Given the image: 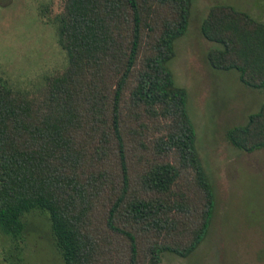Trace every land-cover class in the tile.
<instances>
[{"label": "trees", "instance_id": "obj_1", "mask_svg": "<svg viewBox=\"0 0 264 264\" xmlns=\"http://www.w3.org/2000/svg\"><path fill=\"white\" fill-rule=\"evenodd\" d=\"M192 0H63L65 69L37 94L0 77V229L50 214L65 264H161L208 235L215 190L197 147L188 91L169 67ZM201 33L210 66L264 92V22L212 5ZM228 139L264 147V102ZM22 261V258H19Z\"/></svg>", "mask_w": 264, "mask_h": 264}, {"label": "rangeland", "instance_id": "obj_2", "mask_svg": "<svg viewBox=\"0 0 264 264\" xmlns=\"http://www.w3.org/2000/svg\"><path fill=\"white\" fill-rule=\"evenodd\" d=\"M215 4H230L264 22V0H192L189 26L175 41L169 61L178 86L188 91L197 147L215 190L216 207L207 237L188 257L165 252L161 264H264V147L237 148L227 137L264 102V92L245 86L236 70L210 66L218 43L201 33ZM63 0H0V77L14 90L37 94L47 76L68 65L58 42ZM46 211L26 216L28 229L15 241L0 229V264H65ZM22 261H19V258Z\"/></svg>", "mask_w": 264, "mask_h": 264}]
</instances>
